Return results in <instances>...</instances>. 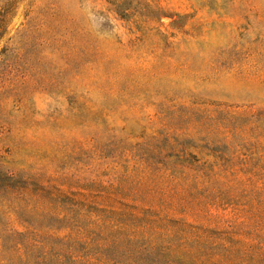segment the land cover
<instances>
[{"label": "rangeland", "instance_id": "1", "mask_svg": "<svg viewBox=\"0 0 264 264\" xmlns=\"http://www.w3.org/2000/svg\"><path fill=\"white\" fill-rule=\"evenodd\" d=\"M0 264H264V0H0Z\"/></svg>", "mask_w": 264, "mask_h": 264}]
</instances>
